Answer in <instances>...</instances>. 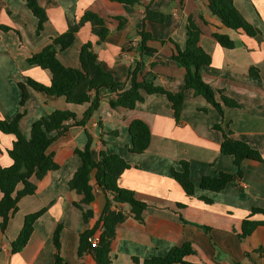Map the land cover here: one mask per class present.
Listing matches in <instances>:
<instances>
[{
  "label": "crops",
  "instance_id": "crops-1",
  "mask_svg": "<svg viewBox=\"0 0 264 264\" xmlns=\"http://www.w3.org/2000/svg\"><path fill=\"white\" fill-rule=\"evenodd\" d=\"M36 1L48 18L39 35L35 34L37 20L24 1L0 0V121L9 122L23 113L19 129L29 138L33 122L54 110L67 109L75 114L77 122L82 120L89 104H66L64 98L44 102L26 86L25 79L50 85V74L27 64L26 60L64 33L87 11L103 18L110 34L97 45L90 26L85 25L73 44L58 53L65 67L79 68L80 48L89 42L103 69L128 89V73L137 54L125 50L130 44L136 47L138 32L143 30L152 39L147 47L155 52L143 54L140 78L145 76L148 82L171 93L181 91L184 70L172 61L175 50L169 41L180 49L184 47L185 27L190 17L202 32L199 45L211 59L208 67L200 69L203 81L238 105L237 108H224L222 128L231 132L234 140L256 150L263 162H245L239 186L231 182L219 193L201 191L202 177H216L220 172L234 175L237 171L233 158L220 154L223 135L213 129L221 122L215 109L203 98L186 92L180 121L175 123L171 106L164 96H146L132 111H116L109 107L116 94L101 89L99 108L85 125L70 127L46 151L54 155L58 169L48 172L39 181L33 180L35 194L19 201L18 211L10 218L4 235L0 232V264H53L52 234L58 223L63 225L60 244L65 264H95L90 255L81 260L77 258L78 240L79 235L91 229L100 217L106 196L95 190V201L90 205L93 215L84 224L82 213L73 206L80 201V196L71 192L67 185L81 165L74 151L84 148L85 131L93 138L95 159L103 150L125 160L130 168L122 173L118 186L132 191L136 200L147 205L143 224L128 219L117 227L111 244L112 264H130L132 257L141 261L164 257L172 247L183 244H190L194 254L186 261L194 264H264V258L254 254V251L264 250V225L249 238H238L242 220L251 210H264V0H233L244 19L261 31L259 43L222 26L210 12L207 0H144L133 7L105 0ZM145 7L163 14V22L143 21ZM116 18L125 19L119 30ZM214 33L228 36L234 44L233 49L221 48L213 38ZM250 68L259 71L258 78L249 76ZM19 83L26 86L28 95L23 108H20ZM134 120L144 122L150 131L149 146L141 155L128 150V127ZM100 140L105 142L104 147ZM12 142V136L0 132V168L12 164L8 156ZM181 162L189 165V179L195 187L192 198L186 197L170 175L171 169L180 171ZM90 183L94 185L93 173ZM20 189L18 186L17 190ZM199 197L208 198L212 204H204ZM178 204L184 208L179 209ZM42 209L46 212L35 222L26 246L21 252L11 254L10 244L18 237L24 217ZM253 220L264 221V216L255 215ZM203 227L210 229L209 235ZM245 253L250 255L252 263H246Z\"/></svg>",
  "mask_w": 264,
  "mask_h": 264
},
{
  "label": "trees",
  "instance_id": "trees-1",
  "mask_svg": "<svg viewBox=\"0 0 264 264\" xmlns=\"http://www.w3.org/2000/svg\"><path fill=\"white\" fill-rule=\"evenodd\" d=\"M24 1L28 10L37 20L36 35H39L47 21L45 10L39 6L36 0ZM119 5L133 7L141 5L144 0H105ZM210 12L220 21L222 26L234 32L243 33L258 43L262 41L261 31L248 23L234 6L233 0H207ZM119 25L125 23V19L116 18ZM164 15L152 12L148 7L144 9L143 21L162 23ZM89 25L91 34L96 38V44H102L110 34V30L103 18L90 11L75 20L69 28L45 46L40 52L32 54L27 64L36 66L50 74V85H42L32 79L26 78V86L37 93L44 102H53L64 98L66 104L83 105L89 104L81 121H76L75 114L67 109L54 110L45 117L33 122L29 138H26L19 129V121L23 113H18L11 121H0V132L13 137V142L8 156L12 164L7 168H0V232L4 235L10 218L18 211L19 201L35 194L36 186L33 180H41L48 172L58 169L52 153L46 154L48 148L60 136L64 135L72 126H84L93 113L99 108L100 100L98 93L101 89H107L116 94L109 102L112 110L132 111L135 106L142 103L146 96L161 95L166 97L171 106L175 123H179L182 114L183 103L186 92H192L193 97L203 98L220 116L221 122L213 126L214 130L220 131L223 140L220 144V154L233 158L237 171L234 175L220 172L216 177H202L199 183L201 191L209 193L221 192L227 184L239 182L243 176V165L245 162L262 163L261 155L248 144L234 140L231 132L222 128L224 121V108H237L238 105L222 95L220 91H214L206 84L200 74V69L208 67L211 63L210 56L206 54L199 45L201 30L189 17L185 27V43L180 49L175 43L172 61L184 70L182 90L177 93L166 91L163 87L148 82L146 77L140 78L143 54H152L155 50L147 47L151 36L143 30L138 32L139 42L136 47L132 44L125 50L127 53H135L133 66L128 73L129 88L125 84L116 82L112 75L105 71L93 51L91 43H85L79 51V68L65 67L58 59V53L68 49L74 42L75 36L85 26ZM213 38L217 44L226 50L234 47L232 40L222 34L214 33ZM249 76L259 77V71L255 68L249 69ZM24 84L19 83L20 108H23L27 99V90ZM218 97V98H217ZM86 144L82 150L74 153L81 161L80 167L68 181V189L80 196V201L73 206L82 213L83 223L86 224L92 218L90 205L95 201V190L106 196L104 209L91 229H85L78 240L77 258L81 260L85 255H90L95 264H112L111 244L116 237L117 227L128 219L138 224H143V214L147 205L136 200L134 193L118 186V180L122 173L130 166L118 155L106 154L101 150L98 158L92 155L93 138L87 131ZM116 134V133H114ZM103 136V133L100 134ZM131 154H143L150 143V131L148 126L140 121L134 120L128 127ZM101 141V146L105 142ZM180 171L170 170V175L176 184L182 189L186 197L195 196V187L189 179V165L180 163ZM93 173L94 185L90 183ZM21 186L20 190L17 187ZM242 191L241 187H238ZM206 205L212 201L205 197L198 198ZM127 208L126 211L124 208ZM179 209L184 208L178 204ZM46 212L42 209L36 213L24 217L23 226L18 237L10 244L11 254H17L23 250L28 243L34 230L35 222ZM264 216V210L252 209L250 214L242 220L238 238L245 240L258 228L264 225V221L253 220V216ZM209 235L210 229L203 227ZM63 230L62 223H58L52 234L53 264H65L61 254L60 236ZM96 237L95 247L91 246L92 239ZM194 252L190 244L172 247L164 257H150L139 260L132 257L130 264H194L186 261L188 256ZM259 258H264V250L254 251ZM246 263H252L250 255L244 254Z\"/></svg>",
  "mask_w": 264,
  "mask_h": 264
},
{
  "label": "built area",
  "instance_id": "built-area-1",
  "mask_svg": "<svg viewBox=\"0 0 264 264\" xmlns=\"http://www.w3.org/2000/svg\"><path fill=\"white\" fill-rule=\"evenodd\" d=\"M96 243H97V238L94 237V238L92 239V241H91V246H92V247H95Z\"/></svg>",
  "mask_w": 264,
  "mask_h": 264
}]
</instances>
